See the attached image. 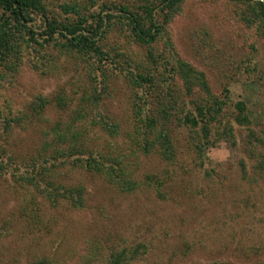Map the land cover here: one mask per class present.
<instances>
[{
	"label": "trees",
	"instance_id": "obj_1",
	"mask_svg": "<svg viewBox=\"0 0 264 264\" xmlns=\"http://www.w3.org/2000/svg\"><path fill=\"white\" fill-rule=\"evenodd\" d=\"M188 1L0 0V179L23 196L22 215L40 219L42 204L84 208L87 186L62 181L76 170L123 194L153 189L167 200L173 187H181L209 198L215 187L225 189L228 176L227 168L208 165L206 150L223 141L240 150L228 169L248 191L245 207L260 200L264 137L247 102L233 98L231 78L216 90L171 36ZM223 4L264 35V0ZM208 35L205 28L192 31L195 44L206 43ZM251 47L256 54L257 46ZM255 54L234 71L264 86V55ZM25 70L57 79L58 87L18 97L14 90ZM118 91L126 105L123 119L108 107ZM53 107L60 113L56 120L49 115ZM31 130L38 136L25 150L19 133ZM121 136L124 147L113 141ZM142 156L157 158L162 172L141 180ZM253 224L243 231L259 236ZM146 251L145 243L107 248L96 242L77 264H133ZM15 264L59 263L43 255Z\"/></svg>",
	"mask_w": 264,
	"mask_h": 264
},
{
	"label": "rangeland",
	"instance_id": "obj_2",
	"mask_svg": "<svg viewBox=\"0 0 264 264\" xmlns=\"http://www.w3.org/2000/svg\"><path fill=\"white\" fill-rule=\"evenodd\" d=\"M203 28L209 32L207 42L195 44L192 31ZM170 30L181 54L206 70L216 90L221 81L231 78L233 98L247 102L253 124L264 137V86L234 71L241 60L255 54L252 44L258 48L257 57L264 55V35L225 10L223 0H189ZM57 84V79L25 70L14 94L21 98L36 91L49 94ZM125 106L119 91L108 103L121 119ZM49 115L56 120L60 113L53 107ZM21 134L19 143L25 150L38 136L34 130ZM125 140L121 136L113 141L124 147ZM259 148L264 150L263 145ZM239 152L224 141L206 150L208 165L227 168L228 176L225 189L215 187L209 198L193 196L181 187H173L167 200L153 189L123 194L99 176L84 170L70 172L62 181L87 186L86 206L72 210L42 204L38 220L21 214L23 196L14 192L9 179H0V264L24 263L43 255L59 264H77L96 242L107 248L147 244L148 251L133 264H263L264 192L245 207L248 191L228 169ZM140 160L141 180L163 170L155 157ZM254 222L259 236L243 231ZM186 243L192 245L190 250ZM256 246L263 247L257 250ZM97 262L103 264L101 259Z\"/></svg>",
	"mask_w": 264,
	"mask_h": 264
}]
</instances>
